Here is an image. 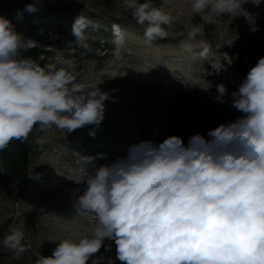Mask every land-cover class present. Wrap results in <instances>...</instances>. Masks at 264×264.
Instances as JSON below:
<instances>
[{"label":"clouds","instance_id":"obj_1","mask_svg":"<svg viewBox=\"0 0 264 264\" xmlns=\"http://www.w3.org/2000/svg\"><path fill=\"white\" fill-rule=\"evenodd\" d=\"M42 2L33 0L25 10L39 11ZM249 2L259 7L264 0H192L191 8L195 14L243 16L258 32L244 8ZM124 8L148 41L166 38L175 20L152 0H124ZM89 23L79 15L72 26L75 43L84 48ZM196 35V29L188 33L190 39ZM116 44L119 58L122 39ZM35 45L0 16V151L14 139L26 140L36 125L72 133L98 127L105 118L109 94L78 82L74 63L42 67L20 57L22 47ZM216 88L214 100L224 103L227 88ZM231 106L241 115L210 129L207 138L195 134L187 145L177 135L159 144L143 141L130 145L126 157L88 168L76 206L95 217L90 233L61 240L36 264H104L97 253L111 251L105 240L114 242L121 264H264V57L232 93ZM85 159L89 165L95 158ZM24 239L21 229H13L3 244L23 253Z\"/></svg>","mask_w":264,"mask_h":264},{"label":"rangeland","instance_id":"obj_2","mask_svg":"<svg viewBox=\"0 0 264 264\" xmlns=\"http://www.w3.org/2000/svg\"><path fill=\"white\" fill-rule=\"evenodd\" d=\"M6 2L25 10L33 0ZM152 4L175 16L168 36L153 41L145 38L144 27L124 8V0H43L40 10L32 13L62 16L57 27L51 21L42 23L52 44L49 50L56 54L53 65L74 63L78 82L98 86L109 98L98 127L88 125L72 133L40 127L31 134L32 178L26 183L6 185L0 177V264H36L34 251L51 256L61 240L78 241L90 233L95 217L78 212L76 206L88 168L126 157L130 145L180 137L189 120L195 122L194 133L207 138L210 129L241 115L231 106L232 93L244 79L236 63L241 57L247 62L251 50L264 46V3L244 5L258 32L251 31L243 16H215L208 10L195 14L192 0ZM79 15L90 22L84 31L87 48L75 43L72 32ZM193 29L197 35L190 39ZM213 63L224 68L217 71ZM221 83L228 90L224 103L214 100ZM85 157L95 159L87 165ZM13 229L25 233L23 253L3 244ZM108 244L111 251L102 247L97 255L105 257L104 264H121L115 259L114 242L105 240Z\"/></svg>","mask_w":264,"mask_h":264},{"label":"trees","instance_id":"obj_3","mask_svg":"<svg viewBox=\"0 0 264 264\" xmlns=\"http://www.w3.org/2000/svg\"><path fill=\"white\" fill-rule=\"evenodd\" d=\"M6 1L0 0V16L9 19L15 30L25 38L36 41L35 47H22L19 53L20 57L31 59L42 67L53 65L56 54L49 50L52 44L48 40L42 23L51 21L55 25L54 27H57L60 25L58 23L61 21L62 16L52 13L32 14L12 4H7ZM261 57H264V46L260 51L251 50L247 62L244 61V57H241L238 63H236L237 60L234 59V61L238 71L245 78L250 68ZM237 90L238 86L235 88V91ZM194 126V120H189L188 129L180 134L185 145H187L189 137L195 135ZM39 128L40 125H36L26 140L14 139L7 148L0 151V177L6 185H19L28 181L32 156L31 134Z\"/></svg>","mask_w":264,"mask_h":264},{"label":"built area","instance_id":"obj_4","mask_svg":"<svg viewBox=\"0 0 264 264\" xmlns=\"http://www.w3.org/2000/svg\"><path fill=\"white\" fill-rule=\"evenodd\" d=\"M29 247H30V246H29ZM33 253H34V255L36 256L37 259L41 256V254H39V253L36 252V251H34Z\"/></svg>","mask_w":264,"mask_h":264}]
</instances>
